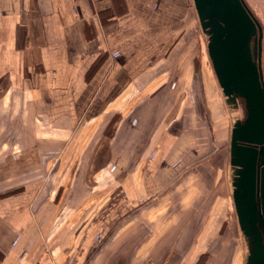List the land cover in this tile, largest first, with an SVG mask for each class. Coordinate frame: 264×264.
Here are the masks:
<instances>
[{"label": "crops", "instance_id": "1", "mask_svg": "<svg viewBox=\"0 0 264 264\" xmlns=\"http://www.w3.org/2000/svg\"><path fill=\"white\" fill-rule=\"evenodd\" d=\"M203 32L193 0H0V264H235L245 104Z\"/></svg>", "mask_w": 264, "mask_h": 264}, {"label": "water", "instance_id": "2", "mask_svg": "<svg viewBox=\"0 0 264 264\" xmlns=\"http://www.w3.org/2000/svg\"><path fill=\"white\" fill-rule=\"evenodd\" d=\"M193 3L201 28L211 34L207 51L214 74L209 67V75L226 95L244 100L245 117L235 124L230 140L233 201L249 238L246 264H264V0Z\"/></svg>", "mask_w": 264, "mask_h": 264}, {"label": "rangeland", "instance_id": "3", "mask_svg": "<svg viewBox=\"0 0 264 264\" xmlns=\"http://www.w3.org/2000/svg\"><path fill=\"white\" fill-rule=\"evenodd\" d=\"M201 34H202L201 35L202 36L201 45H203V46H202V52L199 54V57H200V59L205 60L207 70L210 67V69L213 73L211 63H210V59H209V56L207 53V47H206L207 42L209 41L211 34L209 32H203ZM241 115H242V113L240 112V110H235L234 114L232 112V117H241ZM223 154H224L223 160H224V164H225L224 165L225 170L228 172L227 173L228 177L230 175V182L233 183L234 177L236 176V174H235V169L231 168L229 170L230 167L228 166V163H227V157H228V149L227 148H225ZM230 188L232 190L233 184L230 185ZM220 235L224 239V243H225L224 244V246H225L224 251L227 252L228 249L230 250L232 258L235 259V264H246L247 258L249 255V251H250L249 238L244 234L243 230L239 226V222L237 219V215H236V211L234 208L232 197H231L230 207L225 214V220H224V224L221 228ZM217 259H218V257H217ZM217 262L219 264L220 261L217 260Z\"/></svg>", "mask_w": 264, "mask_h": 264}, {"label": "flooded vegetation", "instance_id": "4", "mask_svg": "<svg viewBox=\"0 0 264 264\" xmlns=\"http://www.w3.org/2000/svg\"><path fill=\"white\" fill-rule=\"evenodd\" d=\"M229 150H230V147H229ZM264 228V227H263ZM262 234H263V238H264V231L262 232Z\"/></svg>", "mask_w": 264, "mask_h": 264}]
</instances>
